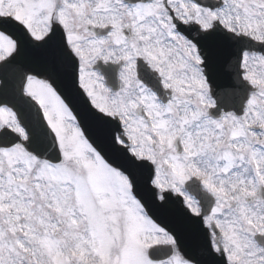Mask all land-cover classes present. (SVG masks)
Segmentation results:
<instances>
[{
    "label": "snow or ice",
    "instance_id": "6c2138e0",
    "mask_svg": "<svg viewBox=\"0 0 264 264\" xmlns=\"http://www.w3.org/2000/svg\"><path fill=\"white\" fill-rule=\"evenodd\" d=\"M0 264H264V0H0Z\"/></svg>",
    "mask_w": 264,
    "mask_h": 264
}]
</instances>
